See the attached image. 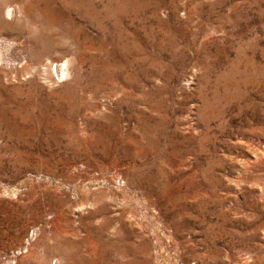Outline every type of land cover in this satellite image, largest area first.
<instances>
[{"label":"rangeland","instance_id":"rangeland-1","mask_svg":"<svg viewBox=\"0 0 264 264\" xmlns=\"http://www.w3.org/2000/svg\"><path fill=\"white\" fill-rule=\"evenodd\" d=\"M0 1V264H264V0Z\"/></svg>","mask_w":264,"mask_h":264},{"label":"bare ground","instance_id":"bare-ground-1","mask_svg":"<svg viewBox=\"0 0 264 264\" xmlns=\"http://www.w3.org/2000/svg\"><path fill=\"white\" fill-rule=\"evenodd\" d=\"M0 3H1V5H0V21H4L5 20V22H6L7 18L9 20L13 19L14 18V14H15V7H13L12 4L6 3L5 1L4 2L0 1ZM3 55H4V48L0 47V59L5 57V55L4 56ZM67 64H69L68 60H65V61H63V62H61L59 64L54 61V62H52V68L55 70V72L58 73L59 77H64L65 78V76L68 75L67 74V70L68 69L66 70V68H67L66 65ZM55 264H56V262H55Z\"/></svg>","mask_w":264,"mask_h":264}]
</instances>
